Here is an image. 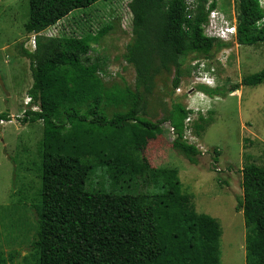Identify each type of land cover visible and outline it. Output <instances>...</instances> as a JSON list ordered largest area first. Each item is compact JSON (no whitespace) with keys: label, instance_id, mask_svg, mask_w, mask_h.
Returning a JSON list of instances; mask_svg holds the SVG:
<instances>
[{"label":"trees","instance_id":"1","mask_svg":"<svg viewBox=\"0 0 264 264\" xmlns=\"http://www.w3.org/2000/svg\"><path fill=\"white\" fill-rule=\"evenodd\" d=\"M99 1L28 0L24 32L34 35L35 49L28 51L20 45L19 55L29 63L30 105H38L40 111L26 110L20 122L41 121L43 125L38 145L39 189L32 207L35 264H220L217 221L192 208L175 168L142 163L131 129L124 128L131 146L108 152L82 142L81 130L70 139L61 137L62 126L57 124L74 121L102 128L135 123L155 132L167 122L175 136L171 148L195 165L200 153L184 139L185 121L192 111L174 104L156 123L143 117L160 74H173L175 91L193 69L186 65L189 61H212L232 45L204 34L215 1L205 12L206 0H197L196 8L188 0L129 1L130 41L124 60L133 69L134 85L111 92L114 99L107 102L120 112L109 120L102 115L106 90L96 75L102 72V64L82 65V57L98 38L66 42L43 35L74 11ZM235 22L236 45L264 43V8L258 0H237ZM262 83L264 70L243 78L228 91L201 85L194 91L212 98ZM198 121L201 125H194L196 132L209 126L203 117ZM0 122H10V118L2 113ZM241 176L242 197L236 211L251 230L246 264H264V167L248 162ZM95 178L101 181L93 183ZM4 263L0 253V264Z\"/></svg>","mask_w":264,"mask_h":264},{"label":"rangeland","instance_id":"2","mask_svg":"<svg viewBox=\"0 0 264 264\" xmlns=\"http://www.w3.org/2000/svg\"><path fill=\"white\" fill-rule=\"evenodd\" d=\"M129 1H99L74 11L43 33L66 42L98 38L82 57V65L102 64V72L96 75L106 90L102 107L106 120L120 112L107 102L114 99L111 92L122 86L132 89L134 85L133 69L124 60L125 47L130 41ZM196 1L188 0V5L193 4L196 8ZM213 1L221 24L225 22L236 27L237 0H206L202 5L204 12ZM258 1L264 8V0ZM27 21L28 0H0V114L5 113L10 118V122H0V253L4 264L36 263L31 248L35 232L32 207L39 189L38 145L43 125L41 121L20 122L26 110L40 111L38 105L28 103L27 91L32 79L27 58L19 55L20 45L32 51V35L24 32ZM106 29V33L99 36ZM230 37L226 43L232 45L206 62L203 68L213 76L211 87H219L222 92L243 78L264 70V43L239 46L234 43L233 36ZM194 63L186 64L193 69L175 91L171 87L172 73H162L156 78L143 118L156 123L174 104L192 111L189 120L185 121L184 139L200 151L195 165L189 164L171 148L175 136L170 133L167 122L158 126L155 132H147L135 123L100 128L60 120L63 125L57 123L62 126L59 133L70 139L81 130L82 142L110 152L131 146L125 130L131 129L142 163L151 168H175L192 208L217 221L221 230L220 264H246L251 230L245 227L242 213L236 211V206L242 197L243 166L250 162L264 167V83L256 87L242 86L236 91L239 95L221 92L208 98L194 91L197 85L194 83ZM198 117L209 120V126L196 132L194 125H201ZM215 152L218 153L217 161H214ZM98 181L101 180L95 178L93 183Z\"/></svg>","mask_w":264,"mask_h":264},{"label":"built area","instance_id":"3","mask_svg":"<svg viewBox=\"0 0 264 264\" xmlns=\"http://www.w3.org/2000/svg\"><path fill=\"white\" fill-rule=\"evenodd\" d=\"M220 19L221 18L219 17L216 10H214V9L211 10L209 12V15L207 18V23L203 27L204 28V34L206 37L215 38V39L220 40L222 42H228L231 40L230 36H233L232 38H235L236 28L230 24H226L225 22H222V24H221ZM233 41H234V39H233ZM30 45H31L32 51H33L35 49L34 35H32V37H31ZM198 62H201V61H195V63L193 64V66L196 68L195 73H194V83L197 85L208 87V88H214V87H211L214 85L213 76L209 72H205V70L203 69L204 64L207 61H203L201 63H198ZM29 102H30V100H28V103ZM188 120L189 119H187L186 121H188ZM169 131H170V133H172L174 135V130L170 126H169ZM185 132H186V130H185ZM185 132H184V137H185ZM197 150L199 151V149H197ZM201 152H203V151H201ZM199 153H200V151H199Z\"/></svg>","mask_w":264,"mask_h":264},{"label":"crops","instance_id":"4","mask_svg":"<svg viewBox=\"0 0 264 264\" xmlns=\"http://www.w3.org/2000/svg\"><path fill=\"white\" fill-rule=\"evenodd\" d=\"M235 93V92H234ZM236 93H238V95H239V92H236ZM231 95V94H230Z\"/></svg>","mask_w":264,"mask_h":264}]
</instances>
